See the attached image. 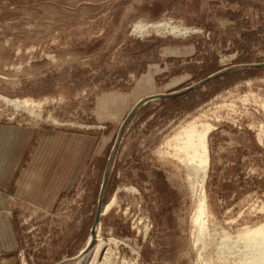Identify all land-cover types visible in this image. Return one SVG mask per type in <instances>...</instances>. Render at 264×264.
I'll return each instance as SVG.
<instances>
[{
	"label": "rangeland",
	"instance_id": "rangeland-1",
	"mask_svg": "<svg viewBox=\"0 0 264 264\" xmlns=\"http://www.w3.org/2000/svg\"><path fill=\"white\" fill-rule=\"evenodd\" d=\"M263 64L264 0H0V126L76 145L54 207L11 210L23 264H77L101 197L82 264L252 259L237 234L264 223ZM190 122L209 129L206 170L173 145Z\"/></svg>",
	"mask_w": 264,
	"mask_h": 264
},
{
	"label": "crops",
	"instance_id": "crops-1",
	"mask_svg": "<svg viewBox=\"0 0 264 264\" xmlns=\"http://www.w3.org/2000/svg\"><path fill=\"white\" fill-rule=\"evenodd\" d=\"M64 139L56 131L0 126V264H23L11 210L28 202L51 209L58 200L75 162L76 145ZM67 148L72 155L61 157Z\"/></svg>",
	"mask_w": 264,
	"mask_h": 264
},
{
	"label": "bare ground",
	"instance_id": "bare-ground-1",
	"mask_svg": "<svg viewBox=\"0 0 264 264\" xmlns=\"http://www.w3.org/2000/svg\"><path fill=\"white\" fill-rule=\"evenodd\" d=\"M159 26L155 25L154 27L158 28ZM141 27L142 26L139 27L140 30H142ZM145 27L144 26L142 27L143 30L146 29ZM208 132H209L208 128L199 129L195 122H190L185 127H183L182 130L179 133H177L174 137V142H173L174 147L177 148V151L179 154H182V156L184 155V158L186 159L188 165L193 164L192 167H190L192 169V172L207 169V163H208L207 135H208ZM112 205H113V201L111 203L109 202L105 203L101 213H106L107 211H109ZM207 211H208L207 206L205 205L204 199L202 198L198 202L197 209H196V215L192 222L194 223L193 228L196 229L194 230L197 231L196 233H197L198 239L209 235V233L207 234L208 230L204 222L206 218L208 217ZM99 227L100 225L98 223L95 236L93 237L92 235H90L88 243L86 244L87 249L86 248H84L85 250L82 249V252L80 253V255L74 259V260H77V264H82L84 261H86L87 257L90 255L89 253H91L90 248L92 247L93 243L95 241H99L97 239L98 237H100L98 235ZM224 237L226 238V234ZM237 238L240 241L244 242L246 247L250 249V254L252 255V259L244 261V264H264V223L257 227H246L240 230L237 234ZM101 243L102 242H99L98 245H96V247L94 248V251H97V252L100 251L101 246H102ZM205 247L204 249L207 248ZM92 252H93V249H92ZM93 253H96V252H93Z\"/></svg>",
	"mask_w": 264,
	"mask_h": 264
},
{
	"label": "water",
	"instance_id": "water-1",
	"mask_svg": "<svg viewBox=\"0 0 264 264\" xmlns=\"http://www.w3.org/2000/svg\"><path fill=\"white\" fill-rule=\"evenodd\" d=\"M261 67H264V64L263 65H260ZM187 90L185 91H182V92H176V93H172V94H166V95H155V96H152V97H149L147 99H144L142 101H140L136 106L135 108L131 111V113L129 114V116L127 117L126 121L124 122L123 126H122V130L125 128L126 124L129 122V120L131 119V117L134 115V113L139 109L141 108L144 104L152 101V100H155V99H159V98H169V97H174V96H177V95H180L182 94L183 92H186ZM102 208H103V197L100 198L99 200V206H98V209H97V214H96V219H95V225L93 226V228L91 229V235L94 237L95 236V232H96V228H97V225L99 223V217L101 215V212H102Z\"/></svg>",
	"mask_w": 264,
	"mask_h": 264
}]
</instances>
